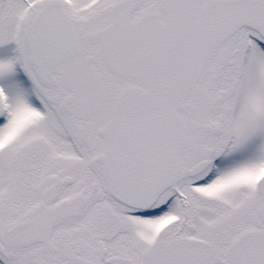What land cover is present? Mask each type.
Wrapping results in <instances>:
<instances>
[{
  "label": "snow or ice",
  "instance_id": "1",
  "mask_svg": "<svg viewBox=\"0 0 264 264\" xmlns=\"http://www.w3.org/2000/svg\"><path fill=\"white\" fill-rule=\"evenodd\" d=\"M0 264H264V0H0Z\"/></svg>",
  "mask_w": 264,
  "mask_h": 264
},
{
  "label": "rangeland",
  "instance_id": "2",
  "mask_svg": "<svg viewBox=\"0 0 264 264\" xmlns=\"http://www.w3.org/2000/svg\"><path fill=\"white\" fill-rule=\"evenodd\" d=\"M14 45H8L6 48H0V56H5L10 54V49L13 48Z\"/></svg>",
  "mask_w": 264,
  "mask_h": 264
}]
</instances>
